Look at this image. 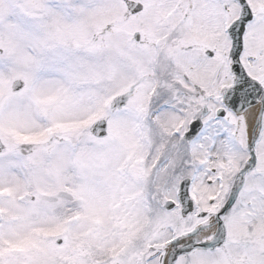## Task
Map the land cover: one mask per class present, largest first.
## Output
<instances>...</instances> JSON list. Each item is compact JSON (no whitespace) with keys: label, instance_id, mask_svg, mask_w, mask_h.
Segmentation results:
<instances>
[{"label":"snow or ice","instance_id":"6c2138e0","mask_svg":"<svg viewBox=\"0 0 264 264\" xmlns=\"http://www.w3.org/2000/svg\"><path fill=\"white\" fill-rule=\"evenodd\" d=\"M0 264H264V0H0Z\"/></svg>","mask_w":264,"mask_h":264}]
</instances>
